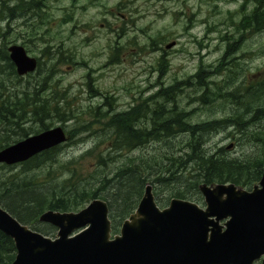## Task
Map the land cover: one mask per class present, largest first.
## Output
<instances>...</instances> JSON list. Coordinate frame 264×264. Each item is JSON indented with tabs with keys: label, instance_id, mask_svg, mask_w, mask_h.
Listing matches in <instances>:
<instances>
[{
	"label": "trees",
	"instance_id": "1",
	"mask_svg": "<svg viewBox=\"0 0 264 264\" xmlns=\"http://www.w3.org/2000/svg\"><path fill=\"white\" fill-rule=\"evenodd\" d=\"M44 1L30 0L25 6H18L16 13L18 16L28 13L38 17L40 24L37 27L35 23V32L31 36L35 38L37 34L41 40L44 34L39 27L47 28L49 22V11L46 14ZM244 2L250 8L234 26L235 32L258 33L264 30V0ZM0 10L7 14L6 18L3 15V20L6 19L4 28L0 27V149L48 130L50 125L45 121L53 115L60 123L75 121L74 132H64L68 136V144L73 142L74 134L81 132H89L97 138L90 149L74 158H62L61 151L68 146L66 143L42 151L22 163L0 165V170L8 172L0 175V206L20 223L48 236L54 229L38 221L42 213L47 210L76 212L89 201L98 198L107 203L111 233L115 234L122 220L135 209L146 183L152 187L155 203L163 207L170 199L200 204L201 196L197 190L200 184L208 186L231 183L238 188L249 189L260 178L264 166V154L261 153V150L264 151V130H252V127L264 118V77L248 85L241 84V90L235 89L234 82H230L224 94L219 93L218 87V93L212 96L206 72L198 69L193 78L202 89L200 103L206 105L211 98L215 101H229L228 114L219 121L191 123L188 120L190 113L177 110L173 107L177 106L174 103L167 108L161 103L152 102L153 108L147 110L145 107L148 103L139 102L108 118L106 116L109 112H101L98 107L93 112L88 111L89 108L77 111L68 106L70 101L66 100L63 92L52 88L53 81L46 84L48 76L53 77L57 65L74 58V54L64 50L62 41L55 47L44 41L46 62L41 66L35 58V75H45L43 82L36 79L33 83H20L22 78L16 75L6 52L7 46L13 43L6 37L10 32L9 24L15 18V9L2 6ZM241 40L227 46L218 60L219 65L228 55L237 51L233 47ZM159 63L158 73L162 75L166 64L162 60ZM187 83L185 81L183 85ZM179 86L175 83L161 89V94L157 91L156 95L164 97L167 92ZM164 101L168 103L167 99ZM82 115L90 119L82 120ZM28 116L34 126L27 122ZM101 119L105 120L102 122ZM26 122L30 126H25ZM225 128H232L234 134L242 136L244 143H254L258 146V152L237 159L224 156L221 148L212 152L207 149L205 144L208 136ZM102 142H107V149L98 150ZM152 142L159 146L150 156L126 157L122 154L140 147L147 148L146 145ZM88 157L92 158L91 164L87 165L90 171L81 177L75 162ZM122 157V162L114 172H104L107 161ZM38 175L43 179H39ZM161 189L163 194L160 193ZM14 254L12 241L0 233V264H10Z\"/></svg>",
	"mask_w": 264,
	"mask_h": 264
},
{
	"label": "rangeland",
	"instance_id": "2",
	"mask_svg": "<svg viewBox=\"0 0 264 264\" xmlns=\"http://www.w3.org/2000/svg\"><path fill=\"white\" fill-rule=\"evenodd\" d=\"M29 1L0 0V9L2 6L15 9V18L9 24L10 32L6 37L13 42L9 45L22 46L26 54L36 58L42 66L47 59L43 42L48 41L55 47L62 41L64 50L73 53L74 58L60 62L46 84L53 81L52 88L63 92L70 101L68 106L77 111L89 108L88 111L93 112L98 107L101 112H109L108 118L139 102L148 103L147 110L153 108L152 102L167 108L174 103L177 110L190 113L191 123L219 121L228 114L229 101L211 98L206 105L200 103L202 89L193 78L198 69L206 72L212 96L218 93V87L219 93L224 94L230 82H234L235 89L241 90V84L248 85L264 77V30L239 34L234 29L241 15L250 8L244 0H45L49 22L47 28L39 27L44 34L42 40L37 34L35 38L31 36L35 23L37 27L40 24L38 17L16 14L17 7ZM0 11V27L4 28L3 15L6 18L7 14ZM241 38L233 47L237 51L219 65L218 60L227 46ZM171 42L174 45L165 49L164 46ZM159 60L166 64L162 75L158 73ZM44 77L35 75L34 71L21 76L20 83H33L36 79L43 82ZM185 81L187 85H183ZM175 83L180 85L177 89L164 97L156 95L157 91ZM81 118L90 119L87 115ZM27 122H31L29 116ZM27 122L24 125L28 127L30 123ZM45 123L50 125L49 129L59 126L64 132H74L76 128L74 120L60 123L54 115ZM32 124L34 126V122ZM252 130H264V118ZM74 135L73 142H66L68 146L61 151L64 159L82 154L97 141L89 132ZM241 137L234 134L232 128H225L210 134L205 146L211 152L221 148L227 158L241 159L258 152V146L244 143ZM106 145L107 142H102L98 150L107 149ZM228 145L231 146L226 149ZM146 146L122 154L126 157L150 156L159 144L152 142ZM261 153L263 155L264 151ZM122 160L123 157L107 161L104 172H114ZM91 161L88 157L75 162L81 177L90 171L87 165ZM1 174L8 172L0 170ZM38 178L43 179L41 175ZM146 185L153 194L151 185ZM160 193L164 191L161 189ZM55 232L54 229L47 237L53 238Z\"/></svg>",
	"mask_w": 264,
	"mask_h": 264
},
{
	"label": "water",
	"instance_id": "3",
	"mask_svg": "<svg viewBox=\"0 0 264 264\" xmlns=\"http://www.w3.org/2000/svg\"><path fill=\"white\" fill-rule=\"evenodd\" d=\"M6 52L16 75L33 73L36 60L22 46ZM64 141L61 127H52L0 149V164L24 162ZM197 190L202 206L170 199L158 208L146 185L114 235L107 205L98 198L76 212L40 215L56 230L53 238L20 226L0 207V233L14 246L10 264H251L264 257V167L250 189L225 183Z\"/></svg>",
	"mask_w": 264,
	"mask_h": 264
},
{
	"label": "bare ground",
	"instance_id": "4",
	"mask_svg": "<svg viewBox=\"0 0 264 264\" xmlns=\"http://www.w3.org/2000/svg\"><path fill=\"white\" fill-rule=\"evenodd\" d=\"M36 68V67H35ZM35 71V70H34ZM33 71V72H34ZM62 129V128H61ZM63 130V129H62ZM64 132V131H63ZM41 133V132H40ZM36 135V134H35ZM30 136H33V135H30ZM30 136H28V137H30ZM64 139H65V141L63 142V143H61L60 145H62V144H64V143H66L67 142V139H68V136L64 133ZM45 151V150H44ZM22 163V162H21ZM17 164H19V163H17ZM5 165V164H4ZM13 165H15V164H13ZM6 166H8V165H6ZM264 167V166H263ZM262 167V168H263ZM149 184V183H148ZM229 184H231V183H229ZM203 185H205V184H203ZM233 185V184H232ZM146 186V185H145ZM235 186V185H234ZM150 188V187H149ZM152 194V193H151ZM187 201V200H186ZM190 202V201H189ZM201 202H202V198H201ZM193 203V202H192ZM107 204V203H106ZM195 204H197V203H195ZM2 208V207H1ZM3 209V208H2ZM10 217H12L20 226H25L26 227V229H28V230H30V231H33V232H36V231H34L32 228H30V227H28V225H24V224H22V223H20L15 217H13L11 214H9L5 209H3ZM47 211H51V210H47ZM47 211H45V212H47ZM53 212H55V211H53ZM43 214V213H42ZM41 214V215H42ZM38 221H39V219H38ZM40 222V221H39ZM40 223H42V222H40ZM42 224H44V223H42ZM111 224V223H110ZM38 233V232H37ZM40 234V233H39ZM116 234V233H115ZM42 235V234H41ZM111 235H114L113 233H111ZM47 237V236H46Z\"/></svg>",
	"mask_w": 264,
	"mask_h": 264
},
{
	"label": "flooded vegetation",
	"instance_id": "5",
	"mask_svg": "<svg viewBox=\"0 0 264 264\" xmlns=\"http://www.w3.org/2000/svg\"><path fill=\"white\" fill-rule=\"evenodd\" d=\"M9 46H10V45H9ZM7 47H8V46H7ZM164 47H165V46H164ZM149 88H150V85L148 84L147 89H149ZM145 90H146V89H145ZM145 90H142V91H145ZM230 146H231V145L226 146V149H229ZM258 180H259V179H258ZM256 183H257V182H255L254 184H256ZM254 184H253V185H254ZM253 185H252V186H253ZM252 186H251V187H252ZM251 187H250V188H251ZM250 188H249V189H250ZM246 190H247V189H246ZM104 202H105V201H104ZM105 203H106V202H105ZM155 204H156V203H155ZM106 205H107V204H106ZM156 205H157V204H156ZM197 205H199V204H197ZM201 206H202V204H201ZM157 207H158V208H162V207H160V206H158V205H157ZM163 207H164V206H163ZM107 209H108V207H107ZM132 212H133V210L131 211V213H132ZM131 213H130V214H131ZM128 215H129V214H128ZM128 215H127V216H128ZM263 260H264V257H263V256H260L259 258H257L256 260H254L251 264H263Z\"/></svg>",
	"mask_w": 264,
	"mask_h": 264
}]
</instances>
